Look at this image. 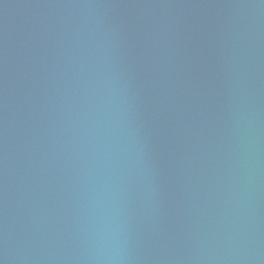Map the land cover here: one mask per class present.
<instances>
[{"label": "water", "instance_id": "1", "mask_svg": "<svg viewBox=\"0 0 264 264\" xmlns=\"http://www.w3.org/2000/svg\"><path fill=\"white\" fill-rule=\"evenodd\" d=\"M0 264H264V0H0Z\"/></svg>", "mask_w": 264, "mask_h": 264}]
</instances>
